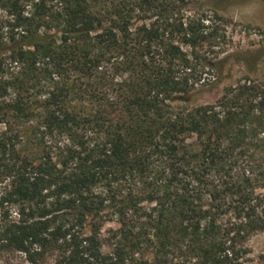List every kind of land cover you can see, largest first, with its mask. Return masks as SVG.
Segmentation results:
<instances>
[{
    "label": "trees",
    "instance_id": "obj_1",
    "mask_svg": "<svg viewBox=\"0 0 264 264\" xmlns=\"http://www.w3.org/2000/svg\"><path fill=\"white\" fill-rule=\"evenodd\" d=\"M208 12L0 0V264H262L264 80L195 101L231 57Z\"/></svg>",
    "mask_w": 264,
    "mask_h": 264
},
{
    "label": "rangeland",
    "instance_id": "obj_2",
    "mask_svg": "<svg viewBox=\"0 0 264 264\" xmlns=\"http://www.w3.org/2000/svg\"><path fill=\"white\" fill-rule=\"evenodd\" d=\"M202 3L210 15L220 16L218 22L227 36L225 49L231 57L224 65L223 82L201 91L195 97L197 103L215 100L225 86L246 76L264 80V0H202ZM251 244L255 256L264 264V233L256 235Z\"/></svg>",
    "mask_w": 264,
    "mask_h": 264
}]
</instances>
